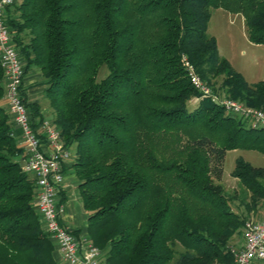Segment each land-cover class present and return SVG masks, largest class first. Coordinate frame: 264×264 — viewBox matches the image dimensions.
Masks as SVG:
<instances>
[{
    "label": "trees",
    "instance_id": "1",
    "mask_svg": "<svg viewBox=\"0 0 264 264\" xmlns=\"http://www.w3.org/2000/svg\"><path fill=\"white\" fill-rule=\"evenodd\" d=\"M218 8L241 14L248 40L264 45V0H21L7 10L25 72L39 69L52 122L75 145L87 235L107 264H231L233 236L264 199V167L241 157L237 188L221 183L227 151L264 156V128L208 98L187 105L199 93L184 60L215 95L264 111V79L248 83L207 31ZM3 96L0 66V264H57ZM23 100L38 126L40 106Z\"/></svg>",
    "mask_w": 264,
    "mask_h": 264
},
{
    "label": "built area",
    "instance_id": "2",
    "mask_svg": "<svg viewBox=\"0 0 264 264\" xmlns=\"http://www.w3.org/2000/svg\"><path fill=\"white\" fill-rule=\"evenodd\" d=\"M17 1L0 0V66L3 70L6 111L13 128L11 135L23 149L22 170L30 174L35 183L34 207L42 229L49 235L65 264H107L103 252L88 235H75L63 223L65 205L60 199V192L65 180V168L73 163V157L52 121L43 119L38 126H32L31 112L23 100L25 67L7 24V10ZM183 64L192 87L199 93L196 102L211 99L226 113L238 117L247 125L264 128L263 110L215 95L187 60ZM243 239L244 244L232 250L231 264H253L257 260H264V217L245 222Z\"/></svg>",
    "mask_w": 264,
    "mask_h": 264
},
{
    "label": "rangeland",
    "instance_id": "3",
    "mask_svg": "<svg viewBox=\"0 0 264 264\" xmlns=\"http://www.w3.org/2000/svg\"><path fill=\"white\" fill-rule=\"evenodd\" d=\"M21 0L17 1L18 5ZM12 12V11H11ZM217 14L214 16L213 21H211V27L208 33L211 36L216 37L218 51L221 57L225 58L231 65L234 64L236 69L241 70L245 78L248 82H259L264 79V47H254L249 46L247 42L244 40V34L246 33L244 29V25L240 24V21L231 24L230 18L225 16L223 12H216ZM9 13L7 14V18ZM244 33V34H243ZM220 49V50H219ZM262 60V62H260ZM233 66V65H232ZM41 73V72H40ZM108 74V70L106 66L102 65L98 69L97 80L103 79ZM42 76V75H41ZM43 80L45 78L41 77ZM221 98H228L224 96H219ZM199 98L198 96H193L190 100L187 101V105L189 107L196 105L199 101L196 100ZM47 99V98H46ZM49 104V101L47 99ZM3 103L5 107L6 101L3 96ZM53 121V119H52ZM158 137H154V135H150L147 140L145 146H148L152 153L157 151L158 146ZM17 145V142H16ZM18 146V145H17ZM74 146L70 147V151L72 153L73 160L75 158ZM19 147V146H18ZM238 157L243 158L244 160H249L252 162V165L259 166L261 162L264 161V156L256 151H246V150H229L226 153L224 166H223V176H222V185L228 190L232 191L235 189V180L232 179L231 173L235 167V161ZM17 159L21 160L20 156H17ZM139 156L136 157L135 160H138ZM74 171V169H72ZM250 220V219H247ZM241 236H243V229L240 231ZM241 247V246H239ZM234 248H237L234 246Z\"/></svg>",
    "mask_w": 264,
    "mask_h": 264
},
{
    "label": "crops",
    "instance_id": "4",
    "mask_svg": "<svg viewBox=\"0 0 264 264\" xmlns=\"http://www.w3.org/2000/svg\"><path fill=\"white\" fill-rule=\"evenodd\" d=\"M216 12H223L225 16L230 18L229 22L231 24L239 20L240 24L244 25V29L246 31L244 18L241 14H233V13H230L220 8L212 10L211 17L208 22L207 31L210 30L211 23H212L211 21H213L214 16L217 14ZM244 36H245L244 40L245 42L249 44V46L264 47V45H256V44L251 43L248 40L247 32L244 34ZM260 62H262V60ZM232 65L231 66L234 68V70L240 73L246 80L244 73L241 70L236 69L234 64ZM41 77H42L41 73L39 69L37 68H30L25 72L24 79H23V85H22L23 96L27 104L37 103L40 106V113L43 119H48L52 121V118H53L52 109L50 108L47 102V99L45 97V94H44V90L46 88V81L43 80ZM248 83L253 84L256 82H248ZM245 161H247L248 163L252 165V162H250L249 160H245ZM70 166L71 165L65 168V171H64L65 180L63 182V185L61 187V192H60V199L65 205V212L63 214L62 220H63L64 225L67 226L76 235H87L86 226H87L88 212L83 208L82 201L79 195V190L77 188L78 181L75 177L74 171H72V168H70ZM255 167H264V161L261 162L259 166H255ZM232 179L235 180L234 182H235V189H236L238 185V181L237 179L233 177ZM221 183H222V180H221ZM236 207H237L236 208L237 211L239 212L242 211V208H240V206L237 205ZM263 217H264V199H261L256 211L251 212L247 219L260 220ZM231 244L232 246H236L237 248L244 244V239H243V236H241V233L233 236ZM53 257L55 261L57 262V264H65L62 261L61 255L55 246H54V251H53ZM253 264H264V260H257Z\"/></svg>",
    "mask_w": 264,
    "mask_h": 264
}]
</instances>
